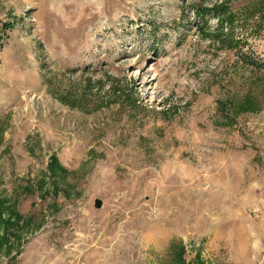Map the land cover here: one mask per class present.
I'll list each match as a JSON object with an SVG mask.
<instances>
[{"label":"rangeland","instance_id":"1","mask_svg":"<svg viewBox=\"0 0 264 264\" xmlns=\"http://www.w3.org/2000/svg\"><path fill=\"white\" fill-rule=\"evenodd\" d=\"M220 3L217 32L194 9ZM263 18L264 0H0V198L31 220L0 264H264V103L218 104L254 81L220 40L264 60Z\"/></svg>","mask_w":264,"mask_h":264},{"label":"trees","instance_id":"2","mask_svg":"<svg viewBox=\"0 0 264 264\" xmlns=\"http://www.w3.org/2000/svg\"><path fill=\"white\" fill-rule=\"evenodd\" d=\"M194 14L197 18H200L201 21H207L208 18H214L218 28L217 32L222 29H226L227 31V28L233 22L232 13L228 12L227 6L222 3L214 4L209 7L197 5V8L194 9ZM262 21H264V18ZM220 37L221 36L219 34H214L213 36V38H215L214 41L216 40V43L218 44ZM244 41L245 38L235 39L227 32L225 34V39L223 41L220 40L221 45L225 42L230 49H235L238 63H242L244 66H249L252 69L251 71L253 72L250 73L252 74L250 76L253 77H250L249 80H254L248 84L251 89L247 90L243 96H237V94L229 92L226 96V99L224 98L223 100L218 101L221 111L224 113L234 112L235 115L243 112L255 113L262 108L264 103V76H262V79L256 78L261 77V74L264 75V60L258 57V55H256L252 50H247V48H245V44H243ZM255 71L261 74L255 73ZM254 73L257 74L256 77L254 76ZM132 95L133 94L131 93H127V91H125V93L124 91H119L114 95L117 100L113 101H118L119 99L122 102L126 99L130 102H135L136 100ZM121 97L122 99H120ZM226 106H228V108H226ZM52 162L55 167L62 168L56 156H53ZM4 212H9L8 218ZM29 223H31L29 218L24 219L23 216L17 212L16 208L13 207V205L7 204L4 199L0 198V225H2L6 231L5 235H0V244L8 241V238L12 236V231L14 228H16L17 233H19V226L20 228L23 226L28 227Z\"/></svg>","mask_w":264,"mask_h":264},{"label":"water","instance_id":"3","mask_svg":"<svg viewBox=\"0 0 264 264\" xmlns=\"http://www.w3.org/2000/svg\"><path fill=\"white\" fill-rule=\"evenodd\" d=\"M94 205H95L96 207H99V206L101 205V200L98 199V198H95V199H94Z\"/></svg>","mask_w":264,"mask_h":264}]
</instances>
